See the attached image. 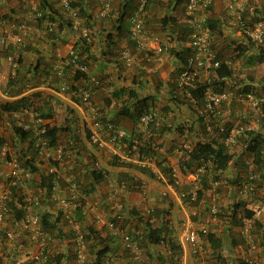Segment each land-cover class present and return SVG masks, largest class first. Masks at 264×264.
Masks as SVG:
<instances>
[{"label":"crops","instance_id":"obj_1","mask_svg":"<svg viewBox=\"0 0 264 264\" xmlns=\"http://www.w3.org/2000/svg\"><path fill=\"white\" fill-rule=\"evenodd\" d=\"M49 1L51 2L52 7L58 10L63 17L68 16L62 8L61 0ZM100 1L101 0H83V6L87 15H90V20L86 21V18H84L85 16L82 18L78 16V28L72 27L74 29L71 30L65 26L63 30L53 38L47 36L46 31L43 30V22L40 23L39 26L35 25L37 19L33 14L25 11L19 0H0L1 11L5 10L16 18H22L21 21L27 22L28 20H32V23L30 24L32 29L26 39L27 49L22 51V57L25 58L23 60L25 66H30L31 62V72L32 70L34 71L33 68L36 64H38V62L40 65L38 72L29 73L31 80L28 83L31 88L26 91L29 94V100L32 103L31 107H35V111H38L43 115L48 129H58V127L66 128V131L64 132L59 131L58 144L65 141L64 145L66 147L68 143V148H77L75 150H78L81 146H87L93 151V153H99L109 158L110 150L108 148L98 152L88 146V142L86 141V131L88 130V122L86 121V118L88 117V113L80 103L76 92L77 90L83 88L88 89L91 92V98L94 104L103 116L102 120H114V122H117L118 126L125 128L129 133L138 136L140 144L150 142L156 148L157 158L161 160L163 159L167 165L177 169L178 177L181 178V185L178 187H172L171 185L163 183L157 184L153 181V178L147 177L141 173L135 172L134 178L146 181L148 192L150 193L149 195H154L156 200H159L158 208L162 211L158 218L159 221H157L156 224H158L161 219L162 221L165 220L168 222L170 230H168L167 235L174 237V240H176L182 248L183 264H220L221 262L217 259L218 254L223 257L225 264H236L240 253L232 248L231 242L236 236H238L241 240L239 219V214H241V212H238L236 216H232V210L235 205L240 203V205L245 204L244 206L246 208L253 211H259V209H255L253 207L255 202L252 201L253 204L249 205V203L242 201V199L241 201L237 200L238 202L233 201L234 195L232 194V191L234 189L228 188L226 192L219 194L221 197L219 195L217 196V202H223L221 204L225 207L223 210L218 209L219 217L217 219H212L208 212L209 198H202L197 205H190L186 201H182L179 198V193L180 191H183V188L190 190L194 187L195 178L199 175L197 172L199 170L198 167H194L190 163V166L185 164V158L188 157V155L186 153L185 158H183L182 145L188 146L189 149L187 150L189 151L200 141L222 143L223 141L213 139V137L218 134L217 128H221L219 123L220 121H223L222 117L226 115L225 111L220 110L218 119H216L214 115L206 118L202 113V109L198 108L199 106L195 105V102L191 100H189L191 103H189L188 106L186 104H178L180 107L175 106V103L179 98V91L176 87L177 80L173 78V75H175L179 67L182 66L177 57V53L180 51L185 52V48L188 49L189 47L188 41L184 43L178 39L186 34L180 32L182 26L184 25L179 21L181 14L179 6L184 4L179 3L175 5L174 2H171L170 0H154L149 2L147 5V15L145 19L146 36L151 45H154V43H161L167 46L158 62L149 63V65L152 66V69H155L153 72L159 71L155 74V77L158 76L157 79L149 74L141 76V73L139 72L140 70H138L139 68L137 66L127 67L120 56V50L122 48H126L141 60L142 53L138 51L134 43L129 39V18L125 20V24H122L120 30L117 29L118 24L115 22L123 5H126L125 7L127 8V12L131 13L138 0H112V10L107 17H98L97 15ZM241 2H244L246 5H249L250 3V1L246 0H241ZM207 15L209 18L215 20L217 26V32L210 33L211 42L214 46H216L218 51L219 49L222 50L221 53H223V55H226V53L230 50L231 39H234L236 44L241 43V45L246 47L249 45L250 41L239 34L238 27L231 18V11L228 8V0H212ZM168 17H170V19L167 24L163 26L161 22L162 19H167ZM71 20L73 22V19ZM84 27L89 29V37L86 38L89 44L88 49H86V51L83 49V58L87 63L88 73L85 76L76 78L74 76V69L70 65L65 68L63 78H59L55 75L53 68L60 63L58 58L67 56L74 45H77L80 29ZM188 51L190 52V49ZM248 54L252 56L251 52ZM51 76L53 77L52 83L48 85L47 78ZM61 81H64L68 85L66 90H61L59 88V83H61ZM155 88H159L160 93L157 94ZM130 91H135L139 98L155 95V103H159L161 96H163L165 109L159 110V112L162 114L163 124L166 123L169 127L164 125L162 131L156 134L149 128L138 129L136 121L132 122L128 116L115 115L121 105V102H131L130 100H132V98L129 96ZM116 92L117 95H114ZM0 97L1 99L5 98L0 101V104L5 101L12 100L13 98L9 95L5 96L4 94H1ZM26 115L28 116H23L25 120L20 118L16 121L17 124L15 126H20L24 130H29L31 136V115ZM220 118L222 119L219 120ZM129 119L131 120V123ZM208 119H210V121ZM181 123L183 125H188L184 131L181 127H178ZM248 129H255V131L259 130L254 126L248 127ZM212 134L213 137L211 136ZM1 138L3 139V137ZM11 138L18 142L17 146L16 142V148H13V150L17 151L20 149V152H17L20 153L23 162L22 155L24 153H29L28 146L30 141L27 139L19 142L14 131ZM78 139H80L79 144ZM4 144L7 145L6 140H4ZM177 149H181L182 151L177 152ZM231 154L232 161L229 163L227 170L223 171L219 177V179L226 180L228 182L237 181L239 177L242 176V169L240 168L241 163L238 161L239 156L233 155V153ZM73 157L75 159H73ZM180 157H182V161L179 160ZM0 160V181L4 182L6 179H3V172L5 171L6 166L5 162L3 163L4 159L0 157ZM39 161L36 160L35 166L39 168L40 172H44L45 161ZM86 166L87 164L83 154L76 153V156L74 154L70 157V159L65 160L60 170L65 175L66 179L68 176H83L84 172L82 169ZM189 169H193V173H187V175H184L185 172H190L188 171ZM25 170L29 172V170ZM120 171L121 167L115 172L119 174ZM37 176H39V182L41 183L40 173L29 172L27 176H24L26 181L24 182L25 186L26 184L28 185L32 182V178ZM86 177L87 181L90 182V177ZM201 178L207 182L215 180L213 175L207 174L201 170L200 183H198L200 188L202 187ZM110 185H112V187L107 190H112L113 192L115 189H113L114 185ZM99 188L98 184H96L97 193L95 196L100 195ZM15 190L16 187L12 189L13 194H15ZM60 191L61 190L58 192V196L60 194L61 197H64L65 194L63 191ZM39 193L40 194L38 195L40 196L41 201L34 209L36 213H39L42 210L40 209L42 208L41 202L43 201L41 194H46L43 190H40ZM205 194L209 196L210 190H204L203 195L205 196ZM33 195L34 194H28L26 197L28 198ZM138 195L139 192L137 191L125 192L124 203L132 205L140 202L141 199L139 200ZM149 197L150 196L147 198L149 199ZM212 200H214V196L212 197ZM140 204L143 203L140 202ZM45 209L46 211L54 213V211H50L47 206ZM99 210L100 209L98 208H91V213L84 216V222L87 221L88 223H86V228L89 225L93 226L103 238L108 239L106 244L110 245L112 248V264H138L132 258L125 257L126 254L124 252L126 249L123 247L119 233L115 234L106 224L108 216L111 217V213H108V208L104 207L100 212ZM127 218L132 223L129 224L130 222H128V224H126V229H132L136 224L138 225V221L135 219L136 217L130 218V216H128ZM12 220L13 216L6 213L4 221L0 222V238L6 231H12L14 233L12 238L14 241L0 240V261L3 264H10L12 260H14L13 257L16 256V254L17 256L15 259H26V257L37 251L36 242L31 241L28 238V235L13 226ZM185 220H191L194 226H206L208 228V233H212L215 237L222 240L221 248L215 250L208 240L207 235H203L201 237V241L205 249V253L193 256L190 253L188 246L181 243L182 224ZM112 236L116 237L115 239L113 238L115 241H110L109 238H112ZM238 240L239 239H236L237 242ZM48 242L46 248L49 256L53 255L54 250H57V252H61L57 254L62 256L61 260L64 264L74 263L75 255L73 251V241H69L70 243L64 242L60 246L57 243ZM260 249L259 251L263 254L264 249ZM149 250L152 254V264H157L158 261H155L157 260L155 255L159 252L161 253L163 251V247L158 244H151Z\"/></svg>","mask_w":264,"mask_h":264},{"label":"built area","instance_id":"obj_2","mask_svg":"<svg viewBox=\"0 0 264 264\" xmlns=\"http://www.w3.org/2000/svg\"><path fill=\"white\" fill-rule=\"evenodd\" d=\"M153 0H138L135 8L129 16V39L134 43L135 47L142 53L141 60L138 59L130 50L122 48L120 50V56L127 67L137 66L141 70L154 71L149 63H156L160 60L162 53L166 50L167 46L161 43H154L151 45L146 33H145V19L147 15V5ZM250 1L249 5H246L241 0H228V8L231 11V18L234 20L238 27L239 34L242 37L247 38L250 42L259 44L264 42V0H246ZM23 8L34 15L35 18L42 16V12L39 9L38 0H20ZM212 0H186L185 2V15L187 18V23L189 27L188 33V46L190 47V52L186 58L183 70L178 76L177 85L184 91L185 95L192 101L193 97L190 94V89L195 87L197 81H199V73L211 72L217 69L221 65V60L217 57L215 50L211 45V38L208 28L204 26L206 21V14L209 5ZM248 4V3H247ZM61 5L63 10L68 13L72 18V27L78 28L79 21L77 16V10L71 7V0H61ZM112 10V0H101L99 9L97 12L98 17H106ZM47 31H52L56 25L54 21L46 22ZM73 28V29H74ZM32 26L25 21H15L10 19H2L0 17V87L6 82L5 70L2 66V58H5L10 65L8 73L14 75L18 66L17 59L21 52L26 48L27 36L31 31ZM80 35L83 38L89 37V29L87 27L80 29ZM6 53V56L3 55ZM71 55L70 64L75 71H80L82 73L88 72V67L78 61L77 57L73 54L72 50L69 52ZM227 66L232 65L231 60L225 61ZM55 75L59 78H63L64 75V64L59 63L54 68ZM52 76L47 78V84L52 83ZM209 80V79H208ZM207 80V81H208ZM97 82V81H96ZM59 88L61 90H66L68 85L61 81L59 83ZM205 106L204 110L212 115H217L219 113L218 107L225 101L230 102L232 100V95L228 91L215 92L208 90L205 93ZM76 95L83 105L84 109L87 110L88 117L86 118L88 122V140L99 150L108 148L110 154L114 157H118L120 160H126L129 162H135L142 167H146L153 174L155 180L163 184L171 185L172 187H178L181 185V181L178 177L177 169L170 167L162 159L157 157H146L137 158L136 154L132 152L136 149L138 140L136 137H131L125 128H122L110 120H102L101 114L98 111L96 105L91 98V92L88 89L77 90ZM238 98L246 101L253 106H260L264 104V97H257L252 92H240ZM25 113H30L31 115V140L34 142V146L37 149L38 160L45 161V170L47 174L52 177V190L53 199L57 202L58 208L62 211L69 204V199L77 198L80 193L81 179L75 176H68L65 179V175L61 172V167L65 162V151L61 144H57L54 147H49L47 134V125L45 118L38 111H30L27 108H22L17 111L12 112V118H19ZM138 129H151L153 128L154 133L158 134L165 124H163L162 114L157 109H148L139 114L136 119ZM167 125V124H166ZM7 127H11L10 122H6ZM169 126V125H167ZM220 129L223 128L220 125ZM242 130V127L236 130H231L228 137L226 138L227 143H234L237 134ZM131 144L129 148L128 145ZM183 148L188 149V146L182 145ZM177 149V152L182 151ZM188 151V150H187ZM132 154V155H131ZM264 156V151H262ZM0 155L4 158L6 169L3 172V176L8 181L9 186L18 187L23 185L24 176H27V172L23 165L21 156L16 150L10 149L7 145L0 146ZM248 171V180L242 184V191L250 192L252 194L258 191H264V182L260 189L257 188L255 182L261 177V172L256 170L254 164V159H250L246 162ZM89 166V165H88ZM161 166L168 167V175H165L161 170ZM264 166V162H263ZM101 166L99 161L95 160L91 163L89 167H84L82 171L87 173L88 171L98 170L100 171ZM203 168L200 167L198 171ZM153 178V179H154ZM68 183V188L71 193L70 198L57 197L56 192L59 189V184L61 180ZM199 179L195 178V185L192 189L188 191H180V200L193 202L196 200L197 191L199 189ZM129 181L121 180L118 187L114 189L112 196L115 198V202L112 205L111 217L106 220V224L112 231L117 234L118 223L122 221L121 209L123 208V203L121 201V193L126 191L129 187ZM145 181H141L142 192L145 193L144 189ZM212 189L218 186V181H212ZM10 189L5 188L0 191V222H3L6 213L8 211L7 201L10 198ZM86 203V202H85ZM40 204V196H31L24 205L22 206V215L18 219H13V226L17 227L20 231L27 232V235L31 241L36 242L37 251L32 253L26 259L36 261L39 264H45L49 258L47 252V242L49 239L48 233L43 229L40 221L39 215L34 211L36 206ZM153 206L149 205L146 208L147 215L152 213ZM259 211H254L252 217H246L239 215L240 219V233L241 242L236 244V250L240 253L239 257L246 264H263L257 256L259 245L254 241L252 235V229L254 228V219ZM209 214L212 219H217L219 217V210L216 205H211L209 207ZM68 218V215L65 214ZM73 229L75 230V236L73 238V251L75 255L74 264H87L88 260V244L89 241L86 239V233L79 229V224L77 222L73 223ZM208 234V228L204 225L194 226L191 220H185L182 224L181 231V243L186 244L190 253L193 256L205 253L201 237ZM120 235L122 244L126 249L132 253L133 259L140 258V247L137 240L131 239L130 236L121 230ZM5 236L7 238H12L13 232L6 231ZM170 255V251H166ZM182 256V255H181ZM19 259L17 264L24 262L26 260ZM181 263L183 260L181 258ZM168 264V263H165Z\"/></svg>","mask_w":264,"mask_h":264},{"label":"trees","instance_id":"obj_3","mask_svg":"<svg viewBox=\"0 0 264 264\" xmlns=\"http://www.w3.org/2000/svg\"><path fill=\"white\" fill-rule=\"evenodd\" d=\"M38 1H39V9L42 12V16L39 18H36L37 20H36L35 25L39 26L40 23L43 22L44 23L43 30H45L46 29L45 24L47 21L50 20L56 23V27L52 31L45 30L47 33V36L54 38L59 32L63 30L65 26L72 30V20H71L72 18L70 17V15L63 17V15L58 10L52 7L51 2L49 0H38ZM170 1L171 2L173 1L174 4L177 5L179 3H183L185 0H170ZM125 6L126 5L122 6V9L118 13V17L115 20V22L118 24L117 29L119 30L121 29L122 24H125L124 23L125 20L129 18L131 14L130 12H127V8ZM71 7L77 10V15L80 18L85 16L84 18H86L85 19L86 21L90 20L91 17L89 14L87 15V12L85 11V8L83 6V0H71ZM209 9H210V6L207 10V14L209 12ZM207 14H206L207 16L206 21L204 24V26H206L205 28H208L209 34L211 32L213 33L217 32L216 31L217 26H216L215 20L212 18H209ZM169 19L170 17H168L167 19L166 18L162 19L161 21L162 25L165 26ZM183 25L184 26H182L180 32L184 33V31H186L187 32L186 34H188L189 33L188 23H184ZM178 39H180V37ZM183 41L185 40L183 39ZM234 42L235 40L231 39V44H233ZM88 45H89L88 40L86 38L81 37V35H79L77 45H74V47L71 49L73 54L77 57L78 61L86 65L87 63L84 61V58H83V54H84L83 49H85L86 51V49H88ZM211 45L213 49L215 50L217 57L221 60L222 63L217 69L212 71L213 72L212 77L211 78L209 77L208 78L209 80L204 79L202 81L199 78V81L196 82L195 87L190 89V94L193 97V100L195 102L194 104L202 108H204L205 106V95H206L205 93L208 90L215 91V92L225 91L224 90L225 83L228 80V78L232 76V72H233L231 69L233 65V61L229 59L228 57L229 54L226 53V55L225 54L223 55V53H221L222 50L219 49L218 51L216 49V46H214L212 42H211ZM185 49H186L185 52L180 51L179 53H177V57L179 61L181 62V64H185L186 58L189 55L188 50L190 48L188 49L185 48ZM246 49H247L246 46L241 45V43H238L234 47L233 51L243 52ZM70 58H71V55H69V53L65 57L58 58L60 63L64 64V72H65V68L70 66V64L67 63L68 61H70ZM24 59L25 58L22 57V53H21L17 59V62L21 64L23 63ZM227 60L232 61L231 66H227L225 64V61ZM31 66L32 65L28 67L24 66V70H26L27 72L22 71L23 67H21V69H19L18 67L17 76L14 79L8 78L7 87L8 88L11 87V90H12L11 93L10 94L8 93V94L10 97H13V98L12 100L5 101L0 104L1 115H3L4 113L9 114L13 111H17L22 108H27L30 111H35V107L34 108L31 107L32 103L29 100V94L27 93L26 90L31 88L29 87L30 84L28 83L31 80V78L29 77V73L38 72L40 65L38 62V64H36L35 67L33 68L34 71L32 70V72H31V69H32ZM138 70H140L139 71L140 73H144V74H146L147 72H150L147 70H141V69H138ZM53 71H54V68H53ZM87 73H82L80 71L74 70V74H75L74 76L76 78L85 76ZM176 87L178 88V90L182 91L178 87L177 83H176ZM244 88L246 91L249 90L248 85H246ZM114 95H117V92ZM129 96L132 98V100H130L131 102L130 103L121 102L120 107L117 106L119 107V109L117 110L115 115L128 116L133 122H135L139 114H141L143 111H146L148 109H152L151 106L155 102V99H154L155 97L147 96V97L139 98L135 91H130ZM260 106L263 107L264 104ZM219 107H218V110H220ZM222 126H223L222 129L217 128L218 136L216 138H213V139L221 138V140L223 141L222 143L214 142L215 143L214 144L213 141H202V142L200 141L193 147V149L187 151L188 157L185 158L186 165L190 166L191 164L194 167L203 166V172L213 175V178L215 180L219 179L220 174L223 171L227 170L229 163L232 161V154L228 151L227 147L224 145V141L226 140V138L228 137L230 133L231 125L230 123L229 124L226 123V125L223 124ZM150 128H151V131H153V128L152 127ZM162 128H160V130ZM13 130L19 142L23 140H27V139H29L30 141L29 146H28L29 153L28 154L24 153L22 155L23 157L22 165L24 169L29 170L30 173H34V172L40 173V176H41L40 189L45 191L46 194L51 195L52 177L50 174H45V171L40 172L39 168L35 166V162L37 159L36 157L37 149L34 146V142L31 141L30 131L24 130L20 126H14ZM59 131L64 132L66 131V128L58 127V129L49 128L47 130L46 136L48 138L49 147H54L55 145L58 144ZM88 134H89V130L86 131V137H88ZM245 134L247 138L245 139V145H246L245 151H247L253 156L256 170L261 171V178L264 180V166H263L264 156L262 154V149H261L262 143H263L262 137L257 131L253 129H247L245 131ZM131 135H132L131 137L135 136L138 140L136 149L132 152V154H136L137 158L139 159L141 158L143 159L146 157H155V158L157 157L155 146H153L150 142H145V143L140 144L138 136H136L135 134H131ZM3 143H4V139L0 138V146ZM128 147L130 148L131 144L128 145ZM110 165L114 167H119V168L121 167L123 169H128V170L129 168H132V170L133 171L135 170V172L138 171L141 174L154 178L153 174L149 171L148 168L142 167L141 165L137 163L129 162L126 160H120L116 156H114L113 159H111ZM243 166L245 167V171H246L247 169L246 162L245 164L241 163L240 168L243 169ZM161 170L163 171L165 175H168V171H169L168 167L161 166ZM247 174H248V171H247ZM121 175L124 176L122 180L129 181L130 183L129 186H131V183L134 186L136 185V183L138 185L140 184L139 180L134 178L133 173H130V172L127 173L126 171H123ZM88 177H90L91 181L89 182V185L87 187H84V185H82L83 188L80 189V193L76 198L78 201H81V202H79L78 205H76L75 209L73 210L74 218L80 222L83 221V218L85 215L84 210L86 209V203L84 199L88 195L96 191V184H99L103 179H105L106 171L104 172L102 170L100 171L92 170L89 172ZM247 180H248V176L246 178V181ZM201 181H202V187L197 192L196 200L193 202H190L189 203L190 205H197V203L200 202V200L203 197L204 190L209 188V183L207 181H205L203 178H201ZM230 183H233V181H231ZM126 190L128 191V189ZM50 195L49 197H51ZM7 204H8V207L10 208V209L8 208L7 214L12 215L13 219L20 218L22 215L21 210H22V206L24 205V202L20 198L11 197V199L7 201ZM139 211L140 210L136 208H132L128 210L127 217L128 216H130V218L136 217L135 219L138 221V225L136 224L134 228L132 229H126L125 225L128 223V221H130L126 217V219L124 220V223L123 221L120 223L121 227L125 228L126 230L125 232L130 236L131 239L138 241L139 247H141V249H144L147 252L146 254L149 259H151L152 257L149 247L151 246V244H158L161 247H163V251L155 255L159 264H165V263L182 264L181 263L182 248L176 242V240H174V237H170L167 235L168 230H170L168 222L165 220L162 221L161 219V221L158 224H156V222L159 221L158 218L162 210L155 208V210H153L152 213L146 216L141 215ZM238 212H241V214L239 215L246 216V217H252L254 215L253 210L240 205V203L234 206L232 210V216H236ZM121 215H122V220H123V214L121 213ZM61 216H62V210H58L56 213H51L49 211L41 212V215H40L41 225L43 229L47 233H49V235L50 234L52 235L53 232H55L56 230L60 231L58 227V223L61 219ZM84 232L86 233V236H85L86 239L89 241L88 250L91 253V257L87 264H112L113 263L111 260L112 248L110 247V245L106 244V241H108V239L103 238L98 233V231L95 229V227L90 226V225L86 228V230H84ZM24 234L27 235V232L24 231ZM252 235L254 237V241L258 245L264 248V222H261L258 219H254V228L252 229ZM113 238L115 239L116 237L112 236V238H109L110 241H115ZM207 238L215 250L221 248L222 240L220 238L215 237L212 233H208ZM234 242L235 241L232 240V247L234 246L233 249L235 250L236 243ZM166 251L167 252L170 251V255L167 254ZM124 253L126 254L125 257H130V258L133 257L132 253H130L128 249H126ZM258 253L259 252H257V256L260 259L259 257L260 255ZM61 258H62L61 255L53 254L49 256L45 264H52L53 262H55V264H61ZM217 259H219V261L221 262L220 264H225V261L221 255L218 254ZM16 262H17V259H14L12 260L10 264H17ZM136 262L139 264V260H136ZM0 264H3V263L0 261ZM19 264H39V263H37L36 261H32L30 259H26L24 262L22 263L20 262ZM236 264H246V263L242 261L240 257H238V262Z\"/></svg>","mask_w":264,"mask_h":264},{"label":"rangeland","instance_id":"obj_4","mask_svg":"<svg viewBox=\"0 0 264 264\" xmlns=\"http://www.w3.org/2000/svg\"><path fill=\"white\" fill-rule=\"evenodd\" d=\"M183 4H185V1L183 2ZM179 8L181 10L179 21L183 24L187 23V18H186L185 12H184V5L181 4V6H179ZM0 17L4 20H6V19L15 20V21H21L22 20V18H16L5 10L4 11L0 10ZM27 22L29 24H31L32 20H28ZM184 30H186V29H184ZM184 33H187V32L184 31ZM183 39L185 41H183ZM187 39H188V34L184 35L183 37H180L179 40L185 43L188 41ZM235 46H236V41L233 44H230L231 48L227 52L229 54V56H228L229 59H231L233 61V65L231 67L233 72H232V76L230 78H228V80L226 81L225 89H224L225 91H228L231 93L232 100L230 102L225 101L220 105L219 109L221 111H225L226 115H224L222 117L223 121H220L219 124L220 125H223V124L226 125V123H228V124L230 123L231 130H236V129H239L240 127H242V130H240V132L236 136L235 142L234 143H227L226 141H224V145L227 147L228 151L233 153V155L239 156L238 157L239 163L245 164V162L247 160L252 159V155L250 153H248L247 151H245V146H246L245 145V139H247L245 131L248 129V127L254 126V127L259 129V130H257V132L262 137L263 143H262L261 149H262V151H264V106L263 107L262 106H253L252 104L238 98V94L240 92H246L244 87L246 85H248L249 90H247V91L252 92L257 97H264V42L259 43V44L249 42V45H247V47H246L247 49L243 52L233 51ZM25 49L23 51H25ZM249 52L252 53V57L250 54H248ZM5 56H6V53L3 55V57H5ZM1 62H2V66L5 70V75H6L7 79H6V82L4 83V85L2 87H0V95L1 94L6 95L7 93L5 94V92H8L10 94L12 91L11 87L10 88L7 87V80H8V78L14 79L17 76L18 69L16 70V73L14 75H11L10 73H8V69H9L10 65L8 64L6 59L2 58ZM18 65H19L18 66L19 69H21V67H23L22 71L27 72L26 70H24L25 63H21V64L18 63ZM30 65H31V62H30ZM25 69H26V67H25ZM181 70H182V66H180L179 69L177 70L176 74L173 75V78H175L177 81H178V76L180 75ZM158 72L150 71L149 73H146V74L141 73L140 75L143 76V75L149 74L150 76L155 77V74H157ZM212 73H213L212 71L208 72V73L201 71L199 73V78L202 81L204 79H208L209 77L211 78ZM155 78L158 79V76H156ZM155 90H156L157 94L160 93L159 88L158 89L155 88ZM178 91H179V94H178L179 98H178V101L175 103V106L180 107V105H178V104H186L188 106L189 103H191V102H189L188 97L185 95L184 91H180V90H178ZM153 96L155 97V95H153ZM2 99H5V98H2ZM2 99L0 97V101ZM164 105H165L164 99H163V96H161L159 103L154 102L151 107H152V109H157L159 111V110L165 109ZM198 108L203 109L202 107H198ZM230 112H231V114H230ZM242 115H244V116H242ZM23 116H28V115L23 114L22 117H20V118H23ZM102 117L103 116L101 115V118ZM218 118H216V119H218ZM222 118H220L219 120H221ZM5 120L11 121L14 126L17 124L16 121H18V120L13 121L12 119L0 114V138L3 137V139L7 141V146L10 147L11 149H13V148H16V146L18 145V142L11 138V135L14 131L13 130L14 127L10 129L7 126H5V124H4ZM103 120H105V119H103ZM110 121H112L113 123H115L117 125V122H114V120H110ZM130 123H131V120H130ZM178 127L179 128L181 127L184 131L188 127V125H186V124L183 125L181 123V124H179ZM211 136L213 137V134ZM217 136H218V134H216V136H214L213 138H216ZM79 140L80 139H78V144H79ZM219 140H221V138H219ZM86 141L88 142V146L97 150L98 152L101 151V150L97 149L96 147H94V145H92L89 142L88 137H87ZM16 142H17V144H16ZM64 142H61L59 144H61L64 147L65 160L70 159V157L74 154L76 156V153L77 154L82 153L84 159L86 160V164H90L93 161L97 160L100 163L101 169H103V171H106L105 179H103L100 182V184H98V188L100 187L99 188L100 189V195L95 196V194L97 193L95 191V193H91L90 195H88L84 199L86 202L85 215L86 214L88 215V213H91L90 212L91 208H93V209L98 208V209H100L99 210V212H100L102 210V208L105 207V208H108V211H109L108 213H111L112 212V205L115 202V198L112 196V193H113L112 190L108 191L107 189L112 187V185H110V184H113L114 188L118 187V184L121 182V180L124 177L121 175L123 171H126L127 173L130 172V173H133V175H135L134 174L135 170L133 171L132 168H129V170L121 168L120 173L117 174L115 171H117L119 168L110 165V161H111V159H113L112 155H110L108 158L107 156H103L102 154H99V153L95 154L87 146H83V147L81 146L78 150H75L77 148H75V149L68 148V143H67V147H66L64 145ZM15 144H16V146H15ZM17 149H19V148H17ZM183 149H185V150H183L182 155H183V158H185L187 149L186 148H183ZM188 149H189V147H188ZM19 150H17V151H19ZM19 152H18V154L20 155ZM0 157L3 158L1 155H0ZM73 159H75V158L73 157ZM36 160H38V159H36ZM179 160L182 161L183 160L182 157H180ZM39 162H41V161H39ZM0 163H1V160H0ZM3 163H4V161H3ZM133 163H135V162H133ZM193 169H189L188 171H190V172H185L184 175H187V173H189V174L193 173L192 172ZM136 173H139V172L136 171ZM241 173H242V176L239 177V179L237 181H233V183H230L226 180L217 179L218 186L215 189H212L211 182H208L209 183L208 189L210 190V194H209V196H207L205 194V196H203V198H209L208 199V208L214 204V205H216V207H218V209L223 210L225 207L223 204H221L223 202H220V203L217 202L218 199H216V198L220 193L222 194V193L226 192V190H228V188H233L234 189L232 191V194L234 195L233 201H237V200L241 201V199H242V201H246V203H249V205H252L253 204L252 201H254L255 205L253 207L255 209H259V213L255 216V219H258L261 222H264V191H258L257 193H254V194H252L250 192L242 191V184L246 181V178H247V169L245 171L244 166H243ZM86 176H88V175H85V174H83V176L76 175V177L78 179H82V181H83L82 185H84V187H87L89 185V182L87 181ZM3 179L5 180V177ZM32 179H33L32 182L29 183L28 185L26 184V186H25V183H24L23 186L17 187L16 190L14 191L15 196L13 194L12 198H20L23 202H25L26 198H27L26 196L28 194H34V195L40 194L39 191L41 189H40L39 176L34 177ZM179 180L181 181L180 177H179ZM141 181L142 180L139 179L140 184L138 185L136 183L135 186L133 185L132 187H129L128 191L126 190V192H130V191L139 192L138 198H139V200L141 199L140 202L143 204H140V202H137V203L132 204V205H127L126 203H124V200H123L125 193H123V196H121V201L124 205L123 208L121 209V212L123 214V220H122L123 223L127 217V213H128L129 209H132V208L139 209L140 214L144 215V216L147 215L146 208L149 205L153 206V210H155V208L159 209L158 208L159 200L157 201L156 198L154 197V195H149L150 193L148 192V186L146 184L147 183L146 181L144 184V186H145L144 189L146 190V192L145 193L142 192ZM153 181H155L157 184L158 183L161 184V182H158L157 180H155V178L153 179ZM24 182H26L25 179H24ZM263 182H264V180L261 177L255 182V185L257 186L258 189H260L262 187ZM5 188H7V181L6 180L4 182L0 181V191L4 190ZM80 188H83V186H81ZM59 190L63 191V193L65 194V196H64L65 199L66 198L68 199L71 197V193H70V190L68 188V183L65 180L61 181L59 184V189L56 192L57 197H58ZM184 190H188V189L185 188ZM213 193H214V195H213ZM41 195H42V200H43L41 202V206H42V208H40V209H42L41 212L46 211L45 208L47 206L50 211H54V213H56L58 211V205H57V202L53 199V197H49L50 194L49 195L48 194H44V195L41 194ZM148 196L153 197V198L149 197V199H148L147 198ZM213 196H214V200H212ZM59 197H61L60 194H59ZM69 201L70 202H69L68 206L64 209L65 211H62V216H61V219L58 223V227H59L60 231L56 230L55 232H53L52 235L51 234L49 235V233H48L49 242L57 243L59 246L64 242L70 243L71 241H73V238L75 236V230L73 229V223L77 222L79 224V229L81 228V230L83 232L86 228L87 221L84 222V220H85L84 218H83V221L80 222V221L76 220L73 216V210L75 209L76 205H78V203L81 201H78L76 198L73 199V201H71V199H69ZM101 202H103V203H101ZM244 205L245 204H243L242 206H244ZM227 206H228V204H227ZM208 208H207V210H208ZM65 214L68 215V218L65 217ZM109 218H110V216H108L107 219H109ZM128 222H130V221H128ZM120 223H118V231L121 232V230H122L125 232L126 231L125 230L126 225H125V228H123V227H121ZM131 223L132 222H130L129 224H131ZM120 232H119V236L122 237V235H120ZM236 237H238V236H236ZM236 237H235L234 241H235V243H238L236 241V239L240 240V238L239 237L236 238ZM0 240L1 241H14L12 238L11 239L6 238L3 235L1 236ZM231 244H232V242H231ZM260 248L261 249H264V248L260 245L258 247V252H259L258 254L261 253L259 256L260 261L264 264V253L262 254V252L259 251ZM235 250H236V246H235ZM57 253H61V252H57V250L53 251L54 255ZM87 253L89 255L88 259H90V257H91L90 251L87 250ZM146 253L147 252L144 249H141V247H140L139 264H147V263L152 264L151 259L148 258ZM234 254H235V251H234ZM16 256H17V254H16ZM16 256H14L13 258L15 259ZM155 261L157 262V260H155ZM52 264H55V262H53ZM61 264H64L62 260H61ZM157 264H159V263L157 262Z\"/></svg>","mask_w":264,"mask_h":264},{"label":"clouds","instance_id":"obj_5","mask_svg":"<svg viewBox=\"0 0 264 264\" xmlns=\"http://www.w3.org/2000/svg\"><path fill=\"white\" fill-rule=\"evenodd\" d=\"M185 2H186V0H185ZM21 3V2H20ZM211 5V4H210ZM209 5V6H210ZM209 8V7H208ZM208 10V9H207ZM65 12V11H64ZM184 12H185V4H184ZM66 13V12H65ZM66 14H68V13H66ZM205 14H207V11L205 12ZM69 15V14H68ZM78 16V15H77ZM71 17V16H70ZM107 17V16H106ZM207 17V16H206ZM72 18V17H71ZM73 19V18H72ZM55 27H56V25H55ZM55 27H54V29H55ZM188 40H189V38H188ZM189 48V47H188ZM22 53V52H21ZM17 68H18V66H17ZM183 68H184V64H182V70H183ZM17 70V69H16ZM181 70V71H182ZM7 93V94H6ZM5 94L6 95H9L8 94V92H5ZM5 95V96H6ZM189 99V98H188ZM190 100V99H189ZM192 101V100H191ZM14 112V111H13ZM202 113L204 114V116L207 118L208 116H212V114H210V113H208V112H206L205 110H204V108L202 109ZM11 114H12V112L11 113H9V114H7V113H4L3 115L4 116H6V117H8V118H10V119H12L13 121H15V120H19L20 119V117L19 118H17V119H15V118H12V116H11ZM25 114H30V113H25ZM219 115H220V111H219V113H218V115L216 116L215 115V117L216 118H218L219 117ZM22 117V116H21ZM215 117H213V118H215ZM109 120V119H108ZM209 121H210V119H208ZM208 121V122H209ZM6 122H10L11 123V127H8V128H13L14 127V125L12 124V122L11 121H7V120H5V122H4V124H5V126H6ZM166 125V124H165ZM167 126V125H166ZM169 127V126H168ZM163 129V128H162ZM162 129H161V131H162ZM135 137V136H134ZM226 141V140H225ZM2 145H4V143L2 144ZM6 145V144H5ZM11 149V148H10ZM186 153H187V151H186ZM111 155V154H110ZM113 157V156H112ZM252 158H253V156H252ZM4 159V158H3ZM5 161V160H4ZM248 161V160H247ZM246 161V162H247ZM91 165V163L90 164H87V166L86 167H89V166ZM247 165V164H246ZM200 167H202L203 168V166H200ZM200 167H198V168H200ZM247 167V166H246ZM100 170H102L103 171V169H100ZM96 171H98V170H96ZM202 171H203V169H202ZM62 172V171H61ZM89 172L90 171H88L87 173H83V174H85V175H87V174H89ZM105 172V171H104ZM198 173H199V175H197L196 177L199 179V183H200V171H197ZM45 174H47L46 173V170H45ZM135 176V175H134ZM137 180H139V179H137ZM6 181H7V179H6ZM61 181H64V180H61ZM81 181H82V179H81ZM213 181H217V180H213ZM211 183H212V181H211ZM82 184H83V181H82V183H81V186H82ZM21 186H23V185H21ZM21 186H18V187H21ZM7 188L8 189H10V198L9 199H11V197L13 196V192H12V189L14 188L13 186H9L8 185V181H7ZM17 188V187H16ZM117 188V187H116ZM184 190V189H183ZM198 190H200V185H199V189ZM184 191H188V190H184ZM126 191H124L123 193H125ZM198 192V191H197ZM123 193H121V196L123 195ZM120 196V197H121ZM204 196V195H203ZM31 197V196H30ZM30 197H28V198H26V200H28ZM51 197H53V194L51 193ZM203 198V197H202ZM40 201H41V199H40ZM183 201V200H182ZM26 202V201H25ZM24 202V203H25ZM187 202V201H186ZM188 204L190 203V202H187ZM8 205V204H7ZM58 210H61V209H59L58 208ZM21 213H22V210H21ZM38 215H39V217H40V215H41V213H37ZM13 223V222H12ZM14 234V233H13ZM4 235H5V232H4ZM14 236V235H13ZM13 236H12V238H13ZM9 239H11V238H9ZM240 241V240H239ZM89 256V255H88ZM133 259V258H132ZM140 259V258H139ZM139 259H133V260H139ZM17 260H19V259H17ZM89 260V259H88Z\"/></svg>","mask_w":264,"mask_h":264}]
</instances>
